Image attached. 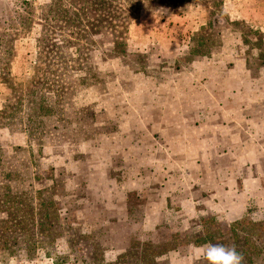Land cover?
<instances>
[{
  "label": "rangeland",
  "instance_id": "374dc122",
  "mask_svg": "<svg viewBox=\"0 0 264 264\" xmlns=\"http://www.w3.org/2000/svg\"><path fill=\"white\" fill-rule=\"evenodd\" d=\"M264 264V0H0V264Z\"/></svg>",
  "mask_w": 264,
  "mask_h": 264
},
{
  "label": "clouds",
  "instance_id": "9594fccd",
  "mask_svg": "<svg viewBox=\"0 0 264 264\" xmlns=\"http://www.w3.org/2000/svg\"><path fill=\"white\" fill-rule=\"evenodd\" d=\"M199 259L205 264H242L243 257L234 246L208 243L200 251Z\"/></svg>",
  "mask_w": 264,
  "mask_h": 264
}]
</instances>
